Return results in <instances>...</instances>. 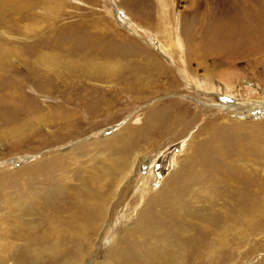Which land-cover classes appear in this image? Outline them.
<instances>
[{
	"label": "rangeland",
	"instance_id": "1",
	"mask_svg": "<svg viewBox=\"0 0 264 264\" xmlns=\"http://www.w3.org/2000/svg\"><path fill=\"white\" fill-rule=\"evenodd\" d=\"M62 4L49 22L41 16V3L37 5L38 35L18 46L20 58L11 59L16 66L13 75L0 80V205L22 192L21 184L30 178L18 173L41 156L73 157V163H67L80 166L65 168H80L79 177H84L117 164L123 150L104 143L122 127L127 131L111 138L113 143L129 137L134 146L153 147L140 156L130 181L118 185L114 201L119 206L101 229L102 237L93 236L86 253L80 252L85 247L72 250L61 262L94 264V257L101 256L104 264L105 254L98 255L99 250L104 252L111 238L117 245L108 257L121 260L123 232H137L140 211L183 227L208 226L204 220L212 211L205 214L207 202L192 193L203 194L210 185L181 187L183 192L174 201L158 192L174 168L172 160L184 154L191 137L192 151L208 146L205 173L213 170L228 180L231 174L254 170L264 184V0H62ZM18 39L26 38L20 34ZM41 50L74 62L120 61L128 67L110 79L100 74L99 79L83 76L79 81L73 72L79 67L69 66L60 80L46 84L37 80L40 72L33 66L34 54ZM57 108L67 114L68 122L49 126L38 119L37 110ZM162 109L174 112L165 111L160 120L171 121L178 112V122L170 127L160 121L169 127L159 128L151 124L159 119L152 114L161 115ZM19 127H24L21 137H7ZM252 226L235 237L237 231L224 236L226 249L215 245L209 264H264V233ZM167 245L180 248L177 241L162 243L163 248Z\"/></svg>",
	"mask_w": 264,
	"mask_h": 264
},
{
	"label": "bare ground",
	"instance_id": "2",
	"mask_svg": "<svg viewBox=\"0 0 264 264\" xmlns=\"http://www.w3.org/2000/svg\"><path fill=\"white\" fill-rule=\"evenodd\" d=\"M59 1L49 0L48 4H45L46 0L41 2L40 0H0V80L13 75L16 66L11 63V59L16 62L17 57L20 58L21 51H18V46L27 41L33 42L38 35L36 27L38 28L40 24L37 18V5L41 3L44 7V9L41 7L43 10L41 16L45 17L47 22L48 15L59 11ZM20 34H24L26 39L19 41ZM34 56V69L40 72L37 80L46 84L51 79L60 80L61 73L67 72L70 66L57 60L55 56L50 57L46 50L36 52ZM52 67L55 68V72H50ZM164 113L165 111L161 112V115H156L159 119L150 120L152 121L150 123L158 128L167 123L170 127L175 125L179 113L172 114L171 121L167 120V117L160 120L165 116ZM37 117L46 120L49 126L62 125L69 119L67 114L59 111V108L50 109L46 113L41 109L37 110ZM28 122L29 120L23 124ZM22 128L24 127L9 132L7 137H21L23 133L19 134V132ZM162 128L166 129L165 126ZM126 129L127 127H122L110 135L109 140L104 143L109 149L123 150L117 164L112 165L106 172L86 173L84 177H79L82 172L80 168H65L66 165L71 167L77 164L67 163L72 162L73 157L56 156L44 160V156H41L35 164L27 166L22 173L21 171L18 173L29 177L30 181L21 184V193L10 195L0 205V210L4 212L0 215V264H31V262L38 264L42 260L64 264L61 260L70 251H79L81 247H85L86 250L82 249L80 252L86 253L92 237H102L101 229L109 221L110 214H113L114 209L119 206V201H114L118 185L130 181L128 178L134 170L136 171L140 156L147 152L148 147H153L134 146L129 137H126L122 143H113L111 138L125 132ZM25 130L27 131L26 128ZM157 144L155 147L158 146ZM98 145L94 147L97 148ZM191 147L192 137L186 141L184 154L176 155L175 160H172L174 168L162 180L158 192H162L174 201L183 192L181 187L187 190L189 187H200L207 183L210 188L202 190L204 195L192 193V196H195L196 200L202 199L203 202H207V208L202 211L205 214L212 211L209 219L204 220L209 225L188 224L183 227L182 224L179 225L168 219L157 221L153 219L154 216H145V212L140 211L138 217L136 216L137 232L131 234L126 230L123 232L121 260L108 257L117 245L114 238L110 239V244L104 252L99 250L98 255L105 254L104 264H209L211 256L216 253L215 245L226 249L225 245L228 244L222 241L224 236L228 238L229 233L237 231L233 236L235 237L238 232L245 231V227L252 225L257 233H264V184L261 175L258 176L256 171L249 170L235 174L230 172V179L223 180L222 177L220 179L219 173L216 174L213 170L205 173L202 169L205 167L203 161L206 158L204 150L208 151V146L197 148L195 151H192ZM141 150L145 151L142 153ZM225 175L227 178L228 174ZM37 178H41L42 181ZM35 180L36 184L33 185L32 182ZM199 190L200 188H197L194 191ZM126 191L123 190L121 193L125 194ZM194 212L200 210L195 209ZM199 217L200 220L203 218L202 215ZM237 226L239 227L236 228ZM175 241L180 246L178 250L174 246L172 248L168 245L164 248L162 246L163 242L170 244ZM135 254L139 257L137 258ZM100 258L101 256L94 257L92 263L100 264Z\"/></svg>",
	"mask_w": 264,
	"mask_h": 264
},
{
	"label": "crops",
	"instance_id": "3",
	"mask_svg": "<svg viewBox=\"0 0 264 264\" xmlns=\"http://www.w3.org/2000/svg\"><path fill=\"white\" fill-rule=\"evenodd\" d=\"M41 1L42 0H40V2ZM48 1L49 0H46L45 4L46 3L48 4ZM54 1H57V0H54ZM59 4H60V8H61L63 6L62 0L59 1ZM42 9H44V7H42ZM48 17H49L48 19L52 18L49 15H48ZM135 27H136V24H135ZM47 52L49 53L50 57L53 58V56H55L56 59L60 60L63 64H68V65L74 66V67L78 66L79 68H81L80 70H73V72L79 74L78 78H77L79 81H83V80H86L89 78H91L92 80H96V78L99 79L100 74H102L105 79L106 78L110 79V78L117 76V74H120L124 68L128 67V66L126 67V65L120 61H109V63H107V62L98 63V62H95L94 60H91V62H86V61L81 62L78 60L79 62L78 61L74 62V61H72L73 59L72 60H66V58L62 59L60 56H58L56 54H51V52H49V51H47ZM52 68H53V71L55 72V68L54 67H52ZM134 68L135 67L133 65H130L131 70H133ZM64 72H66V71H64ZM69 73H70V71H69ZM83 76H84V78L82 80L81 78ZM70 78H73V77H70ZM141 82H143V83H140V84L143 85L146 82V80H143ZM167 110L168 109H162V112L167 111ZM168 111H171V110H168ZM171 112H174V111H171ZM158 113L159 112H156V114H152V118L154 117V115H158ZM176 113H178V112H176Z\"/></svg>",
	"mask_w": 264,
	"mask_h": 264
}]
</instances>
